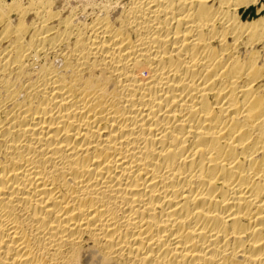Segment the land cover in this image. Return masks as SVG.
Here are the masks:
<instances>
[{
  "label": "bare ground",
  "instance_id": "obj_1",
  "mask_svg": "<svg viewBox=\"0 0 264 264\" xmlns=\"http://www.w3.org/2000/svg\"><path fill=\"white\" fill-rule=\"evenodd\" d=\"M1 1L0 264H264V0Z\"/></svg>",
  "mask_w": 264,
  "mask_h": 264
},
{
  "label": "rangeland",
  "instance_id": "obj_2",
  "mask_svg": "<svg viewBox=\"0 0 264 264\" xmlns=\"http://www.w3.org/2000/svg\"><path fill=\"white\" fill-rule=\"evenodd\" d=\"M14 1L18 2V0H4L1 2L4 4H10L11 2H14ZM22 1L24 2L25 0H21L20 2L22 3V5L24 4V6H26L27 3H25V2L23 3ZM115 1L116 0H112V1L111 0H54L53 2H55V6H53V10H59L61 12V14H60L61 18L69 17L72 15V17H74V19L72 18L73 23L77 24L79 21H83V20L90 21L91 20L90 18L93 15L97 14L99 11H101V9L105 6L107 7L108 10L112 9L114 7V5H110V4H114ZM71 12H72V14H71ZM79 16H81V17H79ZM7 18H9L7 21H10V23H12L11 26L13 27L18 22L19 16L16 14V12H10L9 16ZM22 18L24 19V21H26L27 25H30L33 23V25H35V27H37L40 23L38 17H36V15L34 14L33 11L27 12V15L23 16ZM85 18H87V19H85ZM81 19H83V20H81ZM58 21H57V23H56V21H54V23L52 22L50 25L55 24L53 26L55 28L54 29L55 32H57V31L62 32L63 26L58 25ZM13 23H15V24H13ZM35 23L37 24V26ZM1 28L2 27H0V29ZM31 32L32 31H30V33ZM27 40H28V36L26 37V41ZM7 44H8V42L5 40L4 46Z\"/></svg>",
  "mask_w": 264,
  "mask_h": 264
}]
</instances>
